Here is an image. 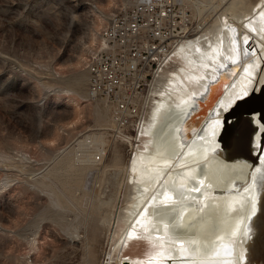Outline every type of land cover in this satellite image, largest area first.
I'll use <instances>...</instances> for the list:
<instances>
[{"label": "bare ground", "instance_id": "bare-ground-1", "mask_svg": "<svg viewBox=\"0 0 264 264\" xmlns=\"http://www.w3.org/2000/svg\"><path fill=\"white\" fill-rule=\"evenodd\" d=\"M103 9H93L97 25L89 44L98 50L87 67L107 49L104 36L123 6L110 16ZM210 9L219 12L213 23L174 48L169 63L173 60L176 68L166 71L167 62L155 82L158 91L163 88L162 98L154 100L142 145L127 165L126 204L110 220L106 235L111 247L102 264H166L167 258L188 255L193 264H252L247 245L264 194V122L257 115L259 104L264 105V0H199L198 10ZM245 22L257 33L244 28ZM84 80L85 74L75 77L67 93L90 100ZM227 90L231 95L223 105ZM70 100L79 105L76 98ZM190 104L185 115L171 117ZM109 110L107 104L95 105V120L106 122ZM232 137L245 141V157L227 158L223 141ZM71 146L62 150L63 156L73 153ZM71 239H81L79 231ZM141 239L155 247L149 260L126 254Z\"/></svg>", "mask_w": 264, "mask_h": 264}, {"label": "rangeland", "instance_id": "rangeland-1", "mask_svg": "<svg viewBox=\"0 0 264 264\" xmlns=\"http://www.w3.org/2000/svg\"><path fill=\"white\" fill-rule=\"evenodd\" d=\"M198 2L178 0L191 18L190 37L201 33V26L211 25L219 13L213 9L201 12ZM127 3L0 0V264H102L106 253L108 256L110 220L126 204V168L143 136L140 134L138 142L119 138L112 131L110 110L105 124L95 120V105L103 107L105 101H85L67 90L75 87V77L85 74L83 90L89 93L87 59L98 50L89 44L91 30L97 25L93 9L104 8L110 16ZM245 23L249 32L254 30ZM103 29L104 25L99 34ZM176 66L171 60L166 71ZM155 82L152 87L158 101L163 88L158 91ZM229 93L224 94L223 105ZM190 106L181 107L186 108L171 117L185 115ZM86 131L102 133L96 140L109 147L100 166L80 165L75 147L70 156L62 154ZM76 230L81 239L75 241L71 234ZM148 243L138 240L126 254L149 260L155 247ZM190 257L167 258L164 263L193 264Z\"/></svg>", "mask_w": 264, "mask_h": 264}, {"label": "built area", "instance_id": "built-area-1", "mask_svg": "<svg viewBox=\"0 0 264 264\" xmlns=\"http://www.w3.org/2000/svg\"><path fill=\"white\" fill-rule=\"evenodd\" d=\"M191 24L178 0H129L109 25L107 49L97 52L86 70L89 95L106 102L119 138H140L157 98L152 86L174 48L192 34ZM71 143L79 164L100 166L108 157V145L87 131Z\"/></svg>", "mask_w": 264, "mask_h": 264}, {"label": "water", "instance_id": "water-1", "mask_svg": "<svg viewBox=\"0 0 264 264\" xmlns=\"http://www.w3.org/2000/svg\"><path fill=\"white\" fill-rule=\"evenodd\" d=\"M206 95L208 97V91ZM209 98L210 96L208 100ZM258 111L260 112L258 117L264 122V105L259 104ZM223 149L225 150L227 158L245 157L247 152L245 141H241V139L235 137H232L227 142L223 141ZM253 227L254 232L247 245V258L252 264H264V194L262 195L259 210L253 218Z\"/></svg>", "mask_w": 264, "mask_h": 264}]
</instances>
